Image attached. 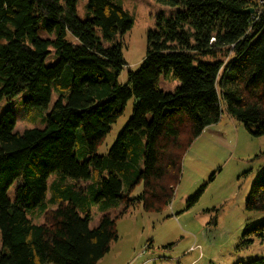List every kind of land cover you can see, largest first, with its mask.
<instances>
[{
	"label": "trees",
	"instance_id": "16d2710c",
	"mask_svg": "<svg viewBox=\"0 0 264 264\" xmlns=\"http://www.w3.org/2000/svg\"><path fill=\"white\" fill-rule=\"evenodd\" d=\"M78 1L0 0V101L25 94V106L42 115L56 96L42 129L19 133L12 110L0 116V264H99L119 239L110 210L171 204L185 154L224 114L264 136V0H155L178 11L157 16L126 85L122 39L133 18L114 0H88L80 19ZM170 72L179 86L165 93L160 79ZM131 99V118L109 154L98 155ZM53 174L90 183L102 203L97 228L71 189L47 208ZM245 207L264 212V170ZM37 208L45 223L28 217ZM263 239L264 220L246 226L240 247Z\"/></svg>",
	"mask_w": 264,
	"mask_h": 264
},
{
	"label": "rangeland",
	"instance_id": "374dc122",
	"mask_svg": "<svg viewBox=\"0 0 264 264\" xmlns=\"http://www.w3.org/2000/svg\"><path fill=\"white\" fill-rule=\"evenodd\" d=\"M114 1L134 20L132 30L122 39L127 65L119 83L126 85L128 73L139 69L146 57L147 35L156 28L157 16L170 17L178 8L155 0ZM87 3L88 0L78 1L80 19H85ZM55 60L52 56L47 63ZM159 85L163 92L173 93L179 82L170 72L162 75ZM25 97L22 94L13 101H0V116L5 110H12L17 118L15 131L19 133L44 128V119L56 99L54 94L49 110L41 115L25 106ZM134 102L135 99L128 102L124 114L99 147L98 155L109 154L132 116ZM261 153H264V136L254 137L242 123L224 114L221 122L204 130L185 154L171 204H159L155 210L146 211L144 204L135 200L129 208L120 205L110 210L112 218H117L119 239L112 243L110 252L99 264H239L264 258V239L240 247L246 226L264 220V212H248L245 207L252 183L258 172L264 170V157L257 158ZM89 184L53 174L48 180L47 208H57L58 192L71 189L90 212V227L97 228L103 214L102 203L94 201ZM15 188L14 185L9 190L11 199ZM141 189L139 185L130 198L135 199ZM200 189H203L200 199L189 206ZM78 208L85 213L80 205ZM28 217L37 224L46 222L41 208L30 211Z\"/></svg>",
	"mask_w": 264,
	"mask_h": 264
},
{
	"label": "water",
	"instance_id": "95a60500",
	"mask_svg": "<svg viewBox=\"0 0 264 264\" xmlns=\"http://www.w3.org/2000/svg\"><path fill=\"white\" fill-rule=\"evenodd\" d=\"M252 12H253V10H248V11H247V13H252Z\"/></svg>",
	"mask_w": 264,
	"mask_h": 264
},
{
	"label": "crops",
	"instance_id": "0c3cea01",
	"mask_svg": "<svg viewBox=\"0 0 264 264\" xmlns=\"http://www.w3.org/2000/svg\"><path fill=\"white\" fill-rule=\"evenodd\" d=\"M231 119V118H230Z\"/></svg>",
	"mask_w": 264,
	"mask_h": 264
}]
</instances>
